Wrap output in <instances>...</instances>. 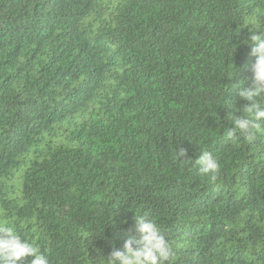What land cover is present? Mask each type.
Here are the masks:
<instances>
[{
	"label": "trees",
	"instance_id": "obj_1",
	"mask_svg": "<svg viewBox=\"0 0 264 264\" xmlns=\"http://www.w3.org/2000/svg\"><path fill=\"white\" fill-rule=\"evenodd\" d=\"M253 27L264 0H0V220L50 264H96L135 209L175 264H264V132L224 135Z\"/></svg>",
	"mask_w": 264,
	"mask_h": 264
},
{
	"label": "clouds",
	"instance_id": "obj_2",
	"mask_svg": "<svg viewBox=\"0 0 264 264\" xmlns=\"http://www.w3.org/2000/svg\"><path fill=\"white\" fill-rule=\"evenodd\" d=\"M253 27L245 43L252 45L251 54L255 56L252 65V83L239 88V97L248 103L243 114L235 117L234 127L226 128V140L253 141L257 134L264 132L260 121L264 119V33L257 34ZM234 73L231 64L229 76ZM186 150L179 148L175 159L184 157ZM187 164L189 161H183ZM195 166L210 181L215 182L220 169L218 160L207 150H202ZM133 232L132 228L128 229ZM135 234L129 235L121 247H113L107 255H100L96 264H175L176 254L172 242L166 237L162 226L148 211L135 209ZM30 258V259H28ZM50 264L46 252L34 242L22 239L17 230L7 220H0V264Z\"/></svg>",
	"mask_w": 264,
	"mask_h": 264
}]
</instances>
